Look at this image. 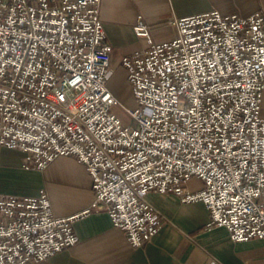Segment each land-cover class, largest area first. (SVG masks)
Instances as JSON below:
<instances>
[{"label": "built area", "instance_id": "2783aa9c", "mask_svg": "<svg viewBox=\"0 0 264 264\" xmlns=\"http://www.w3.org/2000/svg\"><path fill=\"white\" fill-rule=\"evenodd\" d=\"M101 0H0V151L43 170L81 163L94 200L134 248L165 221L149 193L203 201L209 228L235 243L264 240V11L172 18L177 36L123 57L135 98L126 124L109 89L113 48ZM193 181L201 188L192 189ZM45 189L0 193V264H38L79 239Z\"/></svg>", "mask_w": 264, "mask_h": 264}, {"label": "crops", "instance_id": "0c3cea01", "mask_svg": "<svg viewBox=\"0 0 264 264\" xmlns=\"http://www.w3.org/2000/svg\"><path fill=\"white\" fill-rule=\"evenodd\" d=\"M217 10L224 15L249 16L264 11V0H101V19L113 48L110 83H127L122 67L125 56L148 48L136 27L146 26L154 43L170 41L177 31L171 18ZM264 118V98L261 108ZM24 154L0 151V193L36 196L45 189L54 214L81 215L94 200L92 180L85 167L72 157H60L43 170L22 167ZM192 189L201 188L193 181ZM147 200L165 223L146 245L134 248L125 233L113 226L108 213L92 211L73 223L78 244L38 264H264V240L235 243L222 227L209 228L210 216L203 201L184 204L175 195L149 193Z\"/></svg>", "mask_w": 264, "mask_h": 264}, {"label": "rangeland", "instance_id": "374dc122", "mask_svg": "<svg viewBox=\"0 0 264 264\" xmlns=\"http://www.w3.org/2000/svg\"><path fill=\"white\" fill-rule=\"evenodd\" d=\"M172 19V18H171ZM170 19V20H171ZM169 20V21H170ZM109 89L118 98L120 106L114 109V112L120 117L124 123L129 124L131 119L127 114L126 109H135L136 103L132 90L128 83L115 81L109 84Z\"/></svg>", "mask_w": 264, "mask_h": 264}]
</instances>
